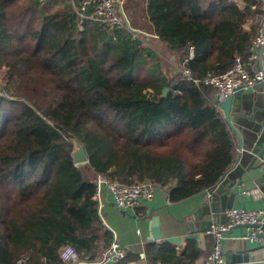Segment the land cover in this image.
<instances>
[{"label": "trees", "instance_id": "trees-1", "mask_svg": "<svg viewBox=\"0 0 264 264\" xmlns=\"http://www.w3.org/2000/svg\"><path fill=\"white\" fill-rule=\"evenodd\" d=\"M79 1L0 0V264H63L65 245L102 256L113 232L89 169L159 183L175 202L214 187L237 155L206 78L249 61L257 26L245 23L262 0H126L129 27L95 21L92 6L80 17ZM156 40L174 58L164 70ZM171 253L162 264H191Z\"/></svg>", "mask_w": 264, "mask_h": 264}, {"label": "crops", "instance_id": "crops-1", "mask_svg": "<svg viewBox=\"0 0 264 264\" xmlns=\"http://www.w3.org/2000/svg\"><path fill=\"white\" fill-rule=\"evenodd\" d=\"M235 1L243 7L240 0ZM251 23L252 20H248L245 27L248 28ZM256 50L254 57H251L248 63L250 71L257 70ZM172 58L169 57V60L172 61ZM252 86L245 91H250ZM256 93L257 97L264 101V89ZM256 95L250 97L254 98ZM251 104H256L254 99ZM260 131L262 133L257 142L259 146L264 145L263 128ZM250 133H252L250 127L244 129L242 134L244 142H248ZM258 161L256 160L255 163ZM236 169L239 170V167ZM260 172L264 173V166L250 169L249 172L240 175L238 180V173L232 170L222 175L211 193L206 190L175 202L169 199L166 187H155L150 199L142 201L133 210L128 211L115 207L108 189L102 187L98 197L99 215L103 225L113 232L119 246L126 251L121 264H152L154 261L162 264V256L169 251L180 257L184 256L182 261L202 264L213 243V237L209 232L210 224L216 218L223 216L228 205L264 209L261 202L264 194L259 189V184L252 181V178ZM89 173L95 179L96 174L91 169ZM253 185H256V188H252ZM150 215L158 218L159 237L157 238H152L150 234ZM248 231V227L237 225L225 233L222 248L227 264H234V255L244 244L242 236ZM247 242L255 241L247 240Z\"/></svg>", "mask_w": 264, "mask_h": 264}, {"label": "built area", "instance_id": "built-area-1", "mask_svg": "<svg viewBox=\"0 0 264 264\" xmlns=\"http://www.w3.org/2000/svg\"><path fill=\"white\" fill-rule=\"evenodd\" d=\"M125 0H80L76 6L80 17L85 15V11L89 6H92L90 16L95 21L106 23L108 26L121 25L124 22L119 9ZM75 6V5H74ZM256 23L257 34L251 40V57H254L255 50L264 44V11L255 14L251 18ZM245 64L237 56L233 66L226 72L220 75H213L206 78V82L211 84L217 92V96L222 99L233 93L235 90L251 87L254 83L264 79V68L250 71L248 63ZM5 83L3 75L0 73V89ZM97 187L96 198L99 197L100 189L105 187L108 189L115 207L122 211L133 210L142 201L150 199L155 189V184L150 181H143L131 186L120 184L116 181H110L100 175L95 176ZM224 218H216L209 227V232L213 237L212 246L207 253L202 264H227L223 256L222 242L225 238V233L232 227L237 225H256L248 227L249 231L242 236L246 240H255L258 233H261L264 241V228L261 224L264 223V209H247L230 207L223 212ZM125 250L122 249L116 237L113 235L112 242L102 254V256L94 261H86L80 259L76 250L69 245L60 248L59 256L63 264H119L123 258ZM27 256L21 254L18 262L25 261ZM152 264H159V261H154Z\"/></svg>", "mask_w": 264, "mask_h": 264}, {"label": "water", "instance_id": "water-1", "mask_svg": "<svg viewBox=\"0 0 264 264\" xmlns=\"http://www.w3.org/2000/svg\"><path fill=\"white\" fill-rule=\"evenodd\" d=\"M264 2V0H262ZM126 26L129 27L127 18L123 12V9H119ZM133 31H138L132 29ZM258 63L256 69L259 70L264 67V44H261L257 48ZM264 89V79L253 84L250 91H245L244 89L235 90L233 93L227 95L226 97L220 99L216 95V103L221 110L224 120L226 121L228 127L231 129L233 135L236 137L237 144V155L233 162V165L227 170L226 173L235 170L238 173V180H240V175L245 172H249L250 169H258L264 166V145L259 146L257 142L260 139L261 131L263 128L264 133V101L262 98L257 97L258 91ZM167 87L163 88V93H166ZM250 97V96H253ZM254 99L256 104H251ZM251 122H253L251 124ZM250 127L252 133H250V138L248 142H244L243 133L244 129ZM74 148L72 150V156L74 163H82L88 160L86 152L80 142L73 140ZM256 160H259L255 163ZM239 167V170L236 169ZM225 173V174H226ZM254 183L259 184V189L264 194V173L260 172L252 178ZM155 187H161V184H155ZM214 188V187H212ZM212 188L208 189L209 193L212 192ZM252 188H256L253 185ZM261 202L264 205V195L261 197ZM232 207L231 205L227 206ZM227 209V208H226ZM222 216V215H221ZM219 217L220 220L224 218ZM150 227H151V237H159V227L158 218L154 215H150ZM245 227H251L256 225H241ZM261 228H264V223L261 224ZM262 234L258 233L254 243H248L246 239H243L244 244L238 249L237 253L234 255V264H264V241L262 240Z\"/></svg>", "mask_w": 264, "mask_h": 264}, {"label": "rangeland", "instance_id": "rangeland-1", "mask_svg": "<svg viewBox=\"0 0 264 264\" xmlns=\"http://www.w3.org/2000/svg\"><path fill=\"white\" fill-rule=\"evenodd\" d=\"M126 1V0H125ZM124 1V2H125ZM131 1H133V5H132V7H134V8H137L138 6H139V4H140V2L138 1V0H127L126 2H131ZM52 4H53V7L56 5V3L54 4V2H52ZM126 4V3H125ZM128 4V3H127ZM57 6H59V4L57 5ZM138 10V9H137ZM138 14V13H137ZM140 15V14H139ZM126 18H127V16H126ZM129 18V17H128ZM128 18H127V21H128ZM129 23V22H128ZM132 31V30H131ZM133 33H134V35L135 34H137V35H141V38H142V35L144 34V32H141V33H138L137 31H132ZM143 33V34H142ZM157 41V40H156ZM148 43V41H147V39L143 42V43ZM149 44H151V46L150 45H148V46H150L153 50H154V52H156V54L159 56V67H160V69H162V70H164V69H167L165 66L166 65H168V64H170L173 60H174V58H172V61H170L169 60V57H171L170 55H166L167 53H164V51H163V53H162V50H163V47H162V45H160V43H157V42H155V41H153L152 43H149ZM164 55H166V56H164ZM175 62V61H174ZM154 64V63H153ZM153 64H149V65H153ZM171 69V68H170ZM1 70H3V69H1ZM0 70V73L3 75V72ZM169 70V69H168ZM171 71V70H170ZM139 73H141V69L139 70ZM144 75V69H143V72H142V75L141 76H143ZM4 77V76H3ZM145 77V76H144ZM0 92L1 93H4L3 91H1V89H0Z\"/></svg>", "mask_w": 264, "mask_h": 264}]
</instances>
